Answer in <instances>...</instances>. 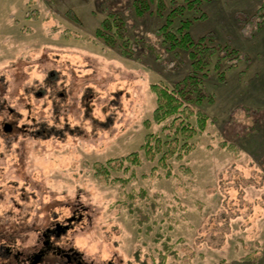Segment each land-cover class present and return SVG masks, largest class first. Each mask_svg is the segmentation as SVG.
I'll use <instances>...</instances> for the list:
<instances>
[{
  "label": "rangeland",
  "instance_id": "obj_1",
  "mask_svg": "<svg viewBox=\"0 0 264 264\" xmlns=\"http://www.w3.org/2000/svg\"><path fill=\"white\" fill-rule=\"evenodd\" d=\"M151 3L0 0V249L24 256L59 225L54 242L86 264H264V0H202L176 20L230 54L207 72V129L169 169L143 146L165 138L153 87L190 69L158 34L184 0ZM110 12L132 57L98 36Z\"/></svg>",
  "mask_w": 264,
  "mask_h": 264
},
{
  "label": "trees",
  "instance_id": "obj_2",
  "mask_svg": "<svg viewBox=\"0 0 264 264\" xmlns=\"http://www.w3.org/2000/svg\"><path fill=\"white\" fill-rule=\"evenodd\" d=\"M132 1L139 15L151 11L152 0ZM158 7L159 13H163V9L165 11L167 9L162 1ZM201 8L202 0H184V5L176 4L166 15L164 26L158 32L161 45L167 53L170 52L176 57H181L190 67L186 76L172 87L162 83L155 84L153 87L157 100L153 123L164 125L165 138L158 134H149L143 149L147 158L152 162H159V167L162 168L169 169L171 160L181 159L189 154L194 149V145H191L190 141L194 137L202 135L207 129L209 117L201 107L205 102L212 103L214 99L207 93L204 86L208 76L207 72L214 64L215 57L218 61L216 69H222L219 67L221 61L230 54L227 52L228 50H222L217 45H210L204 38L199 41L194 40L191 32L194 21L191 19L182 20L180 26L175 27L176 20L184 18L187 11L197 12ZM97 33L109 47H118L121 42L122 54L132 57L133 52L130 48L132 43H129L127 39L128 31H126L125 23L118 12H110ZM231 54H236L237 60L246 56L236 49L232 50ZM232 64L230 67L233 68ZM126 159L138 164L140 161L137 152ZM118 162L121 163V161ZM112 163L113 161L108 166H111ZM135 211H138L137 220L140 226L149 223L150 216H147L139 208ZM147 228L148 232L152 230L150 226Z\"/></svg>",
  "mask_w": 264,
  "mask_h": 264
},
{
  "label": "flooded vegetation",
  "instance_id": "obj_3",
  "mask_svg": "<svg viewBox=\"0 0 264 264\" xmlns=\"http://www.w3.org/2000/svg\"><path fill=\"white\" fill-rule=\"evenodd\" d=\"M62 96V95H61ZM12 130L9 133H12ZM76 216L69 219V223H73ZM69 226H59L56 229L46 228L43 234L45 241L42 247L35 246L31 253L26 255H13L10 249H0V260L10 261L13 257V264H86L83 254L76 252L73 248L65 249L59 243L54 242L55 239L68 233ZM1 260V261H2ZM1 264H11V261L2 262Z\"/></svg>",
  "mask_w": 264,
  "mask_h": 264
},
{
  "label": "water",
  "instance_id": "obj_4",
  "mask_svg": "<svg viewBox=\"0 0 264 264\" xmlns=\"http://www.w3.org/2000/svg\"><path fill=\"white\" fill-rule=\"evenodd\" d=\"M4 129L6 132H11L13 130V127L10 124H5Z\"/></svg>",
  "mask_w": 264,
  "mask_h": 264
}]
</instances>
